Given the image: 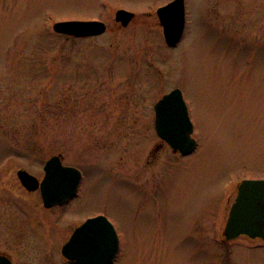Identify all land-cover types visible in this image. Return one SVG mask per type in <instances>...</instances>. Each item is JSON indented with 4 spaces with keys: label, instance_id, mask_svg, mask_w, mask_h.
Wrapping results in <instances>:
<instances>
[{
    "label": "rangeland",
    "instance_id": "1",
    "mask_svg": "<svg viewBox=\"0 0 264 264\" xmlns=\"http://www.w3.org/2000/svg\"><path fill=\"white\" fill-rule=\"evenodd\" d=\"M171 1L0 0V188L12 189L0 192V248L18 264L52 263L43 228L5 241L24 226L15 199L31 208L35 198L17 173L42 177L55 154L83 172L59 240L102 213L121 238L115 264H221L228 199L243 178L264 179V0H185L175 47L157 14ZM120 9L135 14L127 26ZM71 20L107 29L83 38L54 31ZM175 87L199 143L188 156L155 130L154 104ZM263 253L235 259L264 264Z\"/></svg>",
    "mask_w": 264,
    "mask_h": 264
},
{
    "label": "water",
    "instance_id": "2",
    "mask_svg": "<svg viewBox=\"0 0 264 264\" xmlns=\"http://www.w3.org/2000/svg\"><path fill=\"white\" fill-rule=\"evenodd\" d=\"M160 24L166 41L173 46L180 41L185 26L184 0H174L158 9ZM134 13L120 9L116 20L127 26ZM107 26L102 21H62L54 25L58 33L75 37H90L103 34ZM156 129L174 150L183 155L192 153L197 146L192 137L194 126L188 107L180 89L165 95L155 105ZM45 177L41 183L46 206L62 204L73 197L81 181V172L75 167L65 166L62 155L52 156L45 165ZM18 176L29 189L39 187L38 179L26 170ZM242 234L264 239V179H246L238 186L237 197L231 206L230 216L225 225L224 235L234 239ZM119 238L114 226L104 216L88 219L80 226L63 253L78 264H111L119 250ZM0 264H10L0 257Z\"/></svg>",
    "mask_w": 264,
    "mask_h": 264
},
{
    "label": "flooded vegetation",
    "instance_id": "3",
    "mask_svg": "<svg viewBox=\"0 0 264 264\" xmlns=\"http://www.w3.org/2000/svg\"><path fill=\"white\" fill-rule=\"evenodd\" d=\"M186 16H187V13H186ZM186 26H187V18H186ZM185 30H186V27H185ZM47 160H46V162H47ZM45 163L43 165V170L45 167ZM62 163L64 165H67L64 162L63 156H62ZM7 165L8 164L3 165L2 169H5L7 167ZM22 169H25V168H22ZM1 172H3V171L1 170L0 173ZM28 172H30V171H28ZM30 173L32 175H34L39 181V187L37 189L29 190L27 187H25L22 184V182L20 181L19 178H18V180H19L18 183L21 185L22 189L24 190V192L27 196L28 195L29 196L34 195L35 198L33 197L34 200H33L32 207L29 208L22 201L18 200V198L15 199V203H13V204L18 206V208L20 210L19 211L20 215L23 216L20 218V221L24 224V226L19 225L18 231L14 232L11 235V237L5 242L6 243H9V242L15 243L25 233V231H24L25 227H27V229H29V231L32 230L34 232H38V230L40 228H43V229H41L42 230L41 236H42V239L46 242V248H48V254L52 258V263H50V264H53V263H55V264H66V263L78 264L76 261L70 260L68 257L63 255V252H62L63 247L69 243L70 238L74 235L76 230L80 226H82L88 218L95 217V216L100 215L102 213L97 214L95 216H87V217L83 218V220L77 221L80 223L79 224L76 223L73 227H71L69 235L67 237H65L66 236L65 235L63 237L64 239L62 238L59 240V231H58L59 227H58V225L61 222H67V213H68L70 203H72V201L75 198L79 197L80 189H79L75 198H73L71 200H67L62 204H55L52 206H46V204L44 202L43 194H42V189H41V183L45 177V170H44V174L42 177H39V176L33 174L32 172H30ZM82 181H83V178H82ZM237 189L238 188H235V191L232 192L230 198L228 199V201L231 205L237 197V191H238ZM4 190L6 191L7 194L12 193V191H11L12 189L11 190L7 189V187L6 188H0L1 193H3ZM3 194H5V193H3ZM0 196H2V194ZM229 212L230 211H228V216L224 220V223L222 225L220 235H219L220 243L224 248L220 263L221 264H238L237 259H235L236 256L240 255L242 258L245 256L246 259H249L247 256L250 255L251 253H253V251H255L259 248L264 249V239H262V238H251V237H248L245 235H240L239 237L232 239V240L227 239V237L224 235V230H225V225L228 221ZM192 227L195 230L197 225L193 224ZM115 230L118 234L119 245H121V238H120L118 229L116 227H115ZM66 232H67L66 234H68V232H69L68 229L66 230ZM196 237H200V239L202 240V237L200 234H197ZM56 240L58 241V244L60 242V245L56 244ZM19 241L20 240H18V242ZM191 241L194 243L195 247L197 248V243L192 239H191ZM2 242H4V234L1 231L0 232V244ZM200 245H202V244H200ZM199 248L200 249L202 248V250L199 249L201 253H207L208 246H206V245H205V247L199 246ZM209 249H210V247H209ZM120 250H121V247L119 248V252H120ZM244 250H246V251H244ZM52 254H53V257H52ZM0 257L7 260L10 264H18V261H16L15 255L7 249L0 248ZM51 258H49V259H51ZM259 258L262 259V262H264V253ZM42 264H46V263L42 262ZM246 264H248V263H246Z\"/></svg>",
    "mask_w": 264,
    "mask_h": 264
},
{
    "label": "bare ground",
    "instance_id": "4",
    "mask_svg": "<svg viewBox=\"0 0 264 264\" xmlns=\"http://www.w3.org/2000/svg\"><path fill=\"white\" fill-rule=\"evenodd\" d=\"M119 254V253H118Z\"/></svg>",
    "mask_w": 264,
    "mask_h": 264
}]
</instances>
